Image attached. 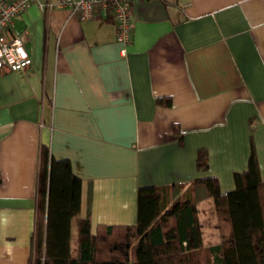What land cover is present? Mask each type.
Masks as SVG:
<instances>
[{
    "label": "crops",
    "instance_id": "obj_1",
    "mask_svg": "<svg viewBox=\"0 0 264 264\" xmlns=\"http://www.w3.org/2000/svg\"><path fill=\"white\" fill-rule=\"evenodd\" d=\"M132 20L123 52L112 18L39 3L14 18L32 64L0 69V264H31L41 144L82 178L93 231L137 223L143 185L233 189L252 147L264 178V0H139ZM198 207L204 245L221 242L213 199Z\"/></svg>",
    "mask_w": 264,
    "mask_h": 264
},
{
    "label": "trees",
    "instance_id": "obj_2",
    "mask_svg": "<svg viewBox=\"0 0 264 264\" xmlns=\"http://www.w3.org/2000/svg\"><path fill=\"white\" fill-rule=\"evenodd\" d=\"M157 102L171 106L172 98ZM168 138L183 141L178 124ZM197 166L208 169L206 148L198 150ZM235 179L227 191L216 175L140 186L137 223H99L93 231L90 213L80 214L82 178L68 158L54 157L41 144L31 264H264V178L254 147L248 168ZM205 198L214 201L221 235L209 246L198 207Z\"/></svg>",
    "mask_w": 264,
    "mask_h": 264
},
{
    "label": "built area",
    "instance_id": "obj_3",
    "mask_svg": "<svg viewBox=\"0 0 264 264\" xmlns=\"http://www.w3.org/2000/svg\"><path fill=\"white\" fill-rule=\"evenodd\" d=\"M139 0H0V69L22 70L32 64L26 38L12 30L13 20L34 3L42 7H67L82 19L112 18L122 51L132 41L135 24L133 5Z\"/></svg>",
    "mask_w": 264,
    "mask_h": 264
},
{
    "label": "rangeland",
    "instance_id": "obj_4",
    "mask_svg": "<svg viewBox=\"0 0 264 264\" xmlns=\"http://www.w3.org/2000/svg\"><path fill=\"white\" fill-rule=\"evenodd\" d=\"M72 240H73V243L75 245L76 241H77V229H76V225L75 224L73 226V238H72Z\"/></svg>",
    "mask_w": 264,
    "mask_h": 264
}]
</instances>
